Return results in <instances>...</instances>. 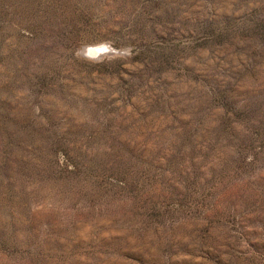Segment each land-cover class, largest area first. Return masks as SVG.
I'll use <instances>...</instances> for the list:
<instances>
[{"label": "rangeland", "instance_id": "374dc122", "mask_svg": "<svg viewBox=\"0 0 264 264\" xmlns=\"http://www.w3.org/2000/svg\"><path fill=\"white\" fill-rule=\"evenodd\" d=\"M0 264H264V0H0Z\"/></svg>", "mask_w": 264, "mask_h": 264}]
</instances>
